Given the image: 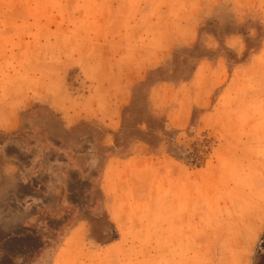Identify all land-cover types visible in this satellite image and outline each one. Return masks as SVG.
<instances>
[{
  "label": "rangeland",
  "instance_id": "rangeland-1",
  "mask_svg": "<svg viewBox=\"0 0 264 264\" xmlns=\"http://www.w3.org/2000/svg\"><path fill=\"white\" fill-rule=\"evenodd\" d=\"M169 1L174 15L182 9ZM163 4L0 0V146L14 143L54 161L78 146L96 151L93 160L62 167L96 171L94 187L73 177L67 213L35 226L38 235L24 239L28 249L57 242L84 221L79 253L101 254L99 264H256L264 227V71L248 69V59L264 43L262 17L219 0L210 16H198L195 38L167 43L164 62L134 71L120 93L112 79L126 60L138 66L162 45L157 28L182 33L190 24L188 17L177 26L159 21ZM234 35L242 37L239 53L224 46ZM59 110L78 117L64 121ZM91 111L95 118L86 117ZM138 143L145 157L113 165L106 179L119 190L104 198L103 159L111 152L126 159ZM4 161L0 154L7 195ZM8 202L0 200V210Z\"/></svg>",
  "mask_w": 264,
  "mask_h": 264
},
{
  "label": "crops",
  "instance_id": "crops-1",
  "mask_svg": "<svg viewBox=\"0 0 264 264\" xmlns=\"http://www.w3.org/2000/svg\"><path fill=\"white\" fill-rule=\"evenodd\" d=\"M218 1L176 0L178 5L182 6V9L178 10L174 15L170 12L168 6L171 5V2L164 0V4L162 5L164 9L160 11L161 17L159 21L171 20L172 26H177V24H182L183 21L186 22L185 18L188 17L187 19H191L189 26L182 33L179 32L180 30L174 29L171 32L168 30L165 33L157 28L156 33L160 37L159 39H164L163 42L165 44L162 42L160 47L155 48L152 52L145 53L146 57L140 61L138 66L134 67L126 60L123 67L124 72L118 78L112 79L114 81L112 85L120 88V93H126L127 88L133 84L134 79L138 75L134 71H144L161 65L169 51L167 43L173 44L176 41L195 38L194 32L198 24V16L201 17L202 21L203 18L210 16L216 8ZM234 3V6L244 13L251 12V10L258 12L262 17L261 22L264 28V0H234ZM146 37L148 38L147 35ZM166 40L169 41L166 42ZM241 41V36H228L226 37L224 46L230 51L239 53L238 49L240 48ZM150 54L151 57H149ZM263 59L264 43L256 53H252L249 57L248 69L264 71ZM94 111L89 112L86 117L95 118ZM59 113L64 121H75L76 117H78H68L64 114L63 110H59ZM83 117L86 118L85 116ZM11 123L15 127V120H12ZM140 146L139 143L133 144L130 147L132 153L126 159L116 158L110 153L103 159V186L99 184V189L102 187L104 198L110 197L109 195L114 189L118 188L119 190V187L114 185L115 182L112 183L106 179L108 174L111 173L113 165L123 167L127 160L145 157L143 155L145 151L141 155L137 154V149ZM78 147L80 148L70 151L69 154L66 153L65 159L54 161L52 157V159H48V155L46 157L43 153H35L33 150L25 149L14 143L0 146V154L5 156L1 176L3 179H8L12 185L11 192L7 195L4 193L3 187H0V200L5 199V197L9 198L6 209L0 210V264H90L89 259L91 258L94 259L92 261L94 264L101 263V254L79 253V250L85 246V241L82 239V234L86 227L84 221H78L76 226L68 228L66 234L57 242L49 241L45 244L40 242V245L34 250L28 249L23 245L24 239L27 236L38 235L35 226H46L45 220L47 217L52 218L58 215L62 217L63 214L67 213L68 198L69 193H71L69 182L72 181L73 177L78 181L91 180L94 187L97 177L95 169L93 170L94 172L85 174L78 164L70 168H62L65 165H69L72 161L77 162L81 158L88 161L96 158L95 146ZM10 148L13 150V154L11 155L6 153ZM111 148L109 147L108 151ZM23 155L29 156L28 163L25 165L20 162ZM107 213H110V211ZM63 222L64 220L60 223L63 224ZM6 229H9V232L6 233ZM78 231L79 234H77ZM263 233L264 227L261 230V235ZM14 246L16 247L14 248ZM127 256L132 258L133 253ZM126 264H132V260Z\"/></svg>",
  "mask_w": 264,
  "mask_h": 264
},
{
  "label": "trees",
  "instance_id": "trees-1",
  "mask_svg": "<svg viewBox=\"0 0 264 264\" xmlns=\"http://www.w3.org/2000/svg\"><path fill=\"white\" fill-rule=\"evenodd\" d=\"M124 110H125V108H124ZM139 134L141 135V136H144V135H146L145 133H140L139 132ZM138 141H140V142H145L146 144H149L148 142H146L145 140L143 141V140H141V138L138 140ZM112 151V150H111ZM111 155H114V154H112V152L110 153ZM115 156V155H114ZM259 249H260V251H259V253H258V255H259V257H258V259H257V262H256V264H264V234H263V236H262V238H261V242H260V245H259Z\"/></svg>",
  "mask_w": 264,
  "mask_h": 264
}]
</instances>
